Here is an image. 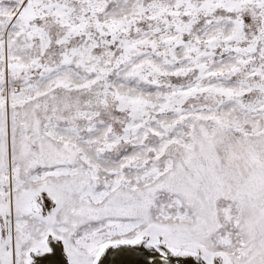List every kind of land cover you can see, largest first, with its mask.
I'll return each instance as SVG.
<instances>
[{"label": "snow or ice", "instance_id": "obj_1", "mask_svg": "<svg viewBox=\"0 0 264 264\" xmlns=\"http://www.w3.org/2000/svg\"><path fill=\"white\" fill-rule=\"evenodd\" d=\"M0 264H264V0H0Z\"/></svg>", "mask_w": 264, "mask_h": 264}]
</instances>
